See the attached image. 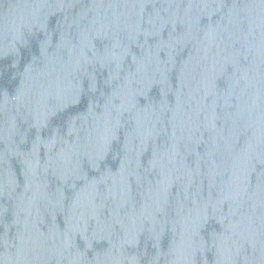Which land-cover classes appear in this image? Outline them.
<instances>
[{
	"label": "water",
	"instance_id": "obj_1",
	"mask_svg": "<svg viewBox=\"0 0 264 264\" xmlns=\"http://www.w3.org/2000/svg\"><path fill=\"white\" fill-rule=\"evenodd\" d=\"M113 0H0V174L57 77Z\"/></svg>",
	"mask_w": 264,
	"mask_h": 264
}]
</instances>
